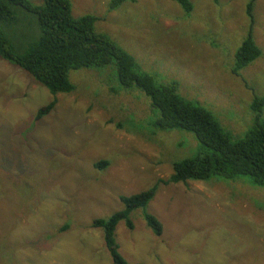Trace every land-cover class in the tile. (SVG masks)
Returning a JSON list of instances; mask_svg holds the SVG:
<instances>
[{"label":"rangeland","instance_id":"1","mask_svg":"<svg viewBox=\"0 0 264 264\" xmlns=\"http://www.w3.org/2000/svg\"><path fill=\"white\" fill-rule=\"evenodd\" d=\"M42 4L43 0H31ZM74 17L94 15L160 82L176 79L235 139L253 125L251 104L264 94V0L254 7L261 56L234 75V53L247 37L250 0H193L184 13L171 0H70ZM40 30L25 13L5 34L19 51ZM72 93L53 94L21 67L0 58V264H113L103 230L92 226L156 183L148 212L116 228L129 264H264V187L248 176L166 183L174 161L203 154L188 130H158L150 98L124 89L114 67L72 70ZM57 99L36 120L38 110ZM109 161L105 169L96 162Z\"/></svg>","mask_w":264,"mask_h":264},{"label":"trees","instance_id":"2","mask_svg":"<svg viewBox=\"0 0 264 264\" xmlns=\"http://www.w3.org/2000/svg\"><path fill=\"white\" fill-rule=\"evenodd\" d=\"M126 1L136 0H111L110 9L114 10ZM171 1L178 3L184 13L191 14L195 10L193 0ZM256 1L250 0L247 4L246 13L251 26L234 53L231 71L237 76L262 54L253 36ZM26 12L37 20L40 30L27 49L19 51L5 34L8 27ZM97 19L94 15L74 17L70 0H43L42 4L31 0H0V58L24 69L53 94L75 90L70 79L72 70L112 66L122 88L137 86L150 98L156 111L154 127L166 132L176 129L191 131L203 145L202 155L173 162V173L166 183L206 181L214 175L227 179L248 176L252 185L264 187V94L256 96L251 104L254 113L252 127L244 137L235 139L204 104L180 92L178 80L160 82L157 75L144 70L136 58L111 36L98 32L95 27ZM56 104L57 99L40 108L35 115L36 120L49 114ZM108 165L109 161L101 160L94 167L105 169ZM157 189L156 183L137 194L122 195L123 209L93 220L92 226L103 230L113 264H129L119 251L115 231L121 221L129 229H134L131 214L135 210L142 209L153 233L162 235V223L147 210Z\"/></svg>","mask_w":264,"mask_h":264}]
</instances>
